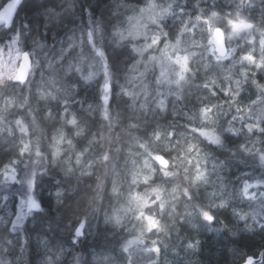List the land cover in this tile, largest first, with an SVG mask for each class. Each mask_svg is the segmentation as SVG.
Masks as SVG:
<instances>
[{"label":"trees","instance_id":"16d2710c","mask_svg":"<svg viewBox=\"0 0 264 264\" xmlns=\"http://www.w3.org/2000/svg\"><path fill=\"white\" fill-rule=\"evenodd\" d=\"M214 24L227 38L239 28L228 59L211 47ZM147 30L157 34L146 40ZM13 31L34 66L26 82L0 85V120L16 131L0 132V215L8 200L15 213L31 176L41 210L21 227L1 228L9 264H128L131 238L152 244L158 264H240L264 250V207L253 211L255 201L234 198L247 181H264V0H23L13 27L0 29V43ZM97 49L106 54L107 75L92 74L85 61ZM175 52L188 55V70L167 92L158 61ZM128 139L137 156L156 145L170 165L155 163L149 179L134 183L151 205L115 222L122 196L113 165L122 166ZM190 140L202 147L204 178L193 177ZM145 216L157 226L142 236ZM82 221L85 235L76 238Z\"/></svg>","mask_w":264,"mask_h":264},{"label":"rangeland","instance_id":"374dc122","mask_svg":"<svg viewBox=\"0 0 264 264\" xmlns=\"http://www.w3.org/2000/svg\"><path fill=\"white\" fill-rule=\"evenodd\" d=\"M148 13V18L151 21H155L157 18V10L154 8H150L146 11ZM154 18V19H153ZM216 27H219L218 25L214 24L211 27H209V35H210V42L212 49L216 52L217 57L222 59H228L232 57V53L234 52V49L236 48L234 45V39H236L237 35L240 34L239 28L237 27L232 28V31L230 34H228L227 39V47H228V53L226 56H221L216 50L215 47V41L213 39V31ZM157 34L154 30H147L143 36L146 40L149 38H154ZM157 38V37H156ZM155 39H152V42H155ZM92 39V38H91ZM231 41V42H230ZM150 43L146 41V47H149ZM22 51L20 50V47L17 43V33L14 31L10 34V39L4 43H0V85H3L4 83L8 82L9 80H13L14 75L16 74L18 70L19 63L21 61ZM87 62L88 68L93 72L95 75H100L105 72L104 68V59L98 55H96V52L93 55H90L85 60ZM188 61L189 57L188 55L179 54V53H173L172 56L168 57L165 53L160 54L159 59V72H160V78L164 80V90L168 92L169 88L174 82H179L181 80V77L183 78L184 73L188 70ZM92 73V74H93ZM182 75V76H181ZM175 76V77H174ZM109 82V81H105ZM259 96V93H257ZM111 98V92H105L104 95V113L107 115V104ZM5 105L8 107L14 106L13 99H9L8 97L5 99ZM237 113L235 115V118L243 117V114L241 113L242 108L238 107L235 108ZM245 109V108H244ZM240 110V111H239ZM203 121L211 122L210 118L207 115H203ZM7 131L8 135L10 133V137L16 136L15 127L13 124L8 122H2L0 120V132ZM206 130H202L201 133H205ZM183 137L187 138V135L184 133ZM122 156L123 161L121 162V167H117L115 164L113 165V175L115 178V188L116 192L122 196L120 201V207L117 208V210L114 211V220L122 221L125 219V222H128L130 220L131 215L134 214V209L139 208H146L149 202L146 201L144 198V193L138 192V187L134 188V183L140 184L144 182L145 180L149 179L150 176L153 174V172L157 169L155 163V155L154 148L151 149V154L142 153L140 156H137L134 154V140L128 139L126 142L122 143ZM187 152L189 154L190 158V164L192 167V171L194 172V178H204L205 176V164H206V158L202 155V147H200L197 142L190 140L187 142ZM124 171H123V170ZM14 180V174L10 173L7 174L2 182L5 184L6 190H9L8 186L9 184ZM17 180V179H16ZM26 185V192H22L19 196V201L17 203V209L14 213V211L10 208V202L9 200L4 203L3 212L0 215V230L1 228H6L8 223L10 222L13 228L15 227H21L22 222L32 213V210L34 209V205L37 203L36 199V179L34 177H29L25 180ZM33 185L35 186V193L33 194ZM264 181L261 183L259 180H253L248 183H245L243 187H240L238 191H236L234 198L245 200L246 203L255 201L256 206L253 207V211H255L256 208H262L264 207ZM158 198L160 203H165L167 201V197L164 194L163 188L159 189ZM219 194L220 191H217ZM148 205H151L149 203ZM41 207L37 209L40 211ZM35 211V210H34ZM244 218L247 217V214H243ZM145 219L148 220L146 222L144 219L140 221V223L145 224V227L140 231V235L145 236V234L149 231H152L151 229L153 227H156L157 225L155 222L153 224L152 220L149 219V216H145ZM84 222V235H85V229H86V222ZM80 222V224L82 223ZM79 224V225H80ZM3 225V226H2ZM78 225V226H79ZM153 225V226H152ZM77 226V227H78ZM76 227V229H77ZM75 229V233H76ZM83 235V236H84ZM83 236H77L76 238L83 237ZM41 246L46 249L49 245V242L45 238H41L40 240ZM142 243L139 241H135L134 238H131L126 241L124 245V249L127 252V256L129 254L128 264H134V262H130L132 259L138 261L135 264H158L159 255L157 253V250H153L152 244H147V246L142 247ZM149 248L151 250V254H149L147 249ZM8 251V245L7 243L0 238V264H9V260L5 259L3 256ZM148 252V253H147ZM149 254V255H147ZM147 255V256H146ZM151 255V258H149ZM145 256V259H142L141 257ZM107 263H110L109 260H105ZM112 263V262H111Z\"/></svg>","mask_w":264,"mask_h":264},{"label":"water","instance_id":"95a60500","mask_svg":"<svg viewBox=\"0 0 264 264\" xmlns=\"http://www.w3.org/2000/svg\"><path fill=\"white\" fill-rule=\"evenodd\" d=\"M23 0H7L2 6H0V29L5 27L11 29L15 23L16 16ZM213 39L215 41V47L219 55L226 56L228 53L227 39L225 30L222 27H216L213 31ZM33 68V59L28 51H24L21 56V61L18 66V70L13 77L14 82L22 83L27 81ZM109 87L106 91L111 90L110 83H107ZM105 88V86H104ZM155 161L160 166L168 167L170 165L169 159L162 153L155 155ZM34 209H38L34 205ZM84 222H82L76 229V235L79 231V235H84ZM264 260V250L258 256H247L240 264H261Z\"/></svg>","mask_w":264,"mask_h":264},{"label":"snow or ice","instance_id":"6c2138e0","mask_svg":"<svg viewBox=\"0 0 264 264\" xmlns=\"http://www.w3.org/2000/svg\"><path fill=\"white\" fill-rule=\"evenodd\" d=\"M151 7H152V6L150 5L149 8H151ZM142 11H144V10H142ZM153 19H154V18H153ZM137 27H139V24H137ZM96 55H98V56H100V57H102V58L104 59L105 74L107 75L108 64H107L106 54L103 52L102 49H97V50H96ZM108 87H109V85H108L107 82H106V84H105V89H107ZM34 193H35V186L33 185V194H34ZM35 207L39 209V207H40L39 203H36V204H35ZM205 216H206V218H208V219H212V217L207 216V214H205ZM79 234H80V233H79V231H78V232H77V235H79Z\"/></svg>","mask_w":264,"mask_h":264},{"label":"bare ground","instance_id":"6f19581e","mask_svg":"<svg viewBox=\"0 0 264 264\" xmlns=\"http://www.w3.org/2000/svg\"><path fill=\"white\" fill-rule=\"evenodd\" d=\"M4 3H5V2H4ZM4 3H3V4H4ZM3 4H2V5H3ZM2 5H1V6H2ZM19 8H20V7H19ZM18 12H19V10H18ZM17 15H18V13H17ZM16 18H17V16H16ZM33 66H34V62H33ZM110 85H111V84H110ZM40 207H41V206H40ZM34 210H36V209H34Z\"/></svg>","mask_w":264,"mask_h":264}]
</instances>
